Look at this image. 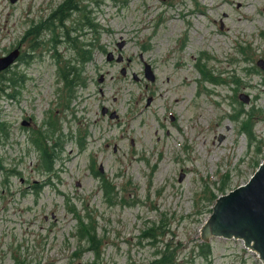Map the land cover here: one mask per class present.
Returning <instances> with one entry per match:
<instances>
[{
    "label": "rangeland",
    "instance_id": "obj_1",
    "mask_svg": "<svg viewBox=\"0 0 264 264\" xmlns=\"http://www.w3.org/2000/svg\"><path fill=\"white\" fill-rule=\"evenodd\" d=\"M64 1L0 0V57L20 50L0 79H23L0 92V264H149L166 245L185 264H264L241 239L202 235L214 197L264 160V0H72L45 28ZM66 61L82 79L69 106ZM50 115L61 154L36 193L30 135ZM86 215L98 256L78 234Z\"/></svg>",
    "mask_w": 264,
    "mask_h": 264
},
{
    "label": "trees",
    "instance_id": "obj_2",
    "mask_svg": "<svg viewBox=\"0 0 264 264\" xmlns=\"http://www.w3.org/2000/svg\"><path fill=\"white\" fill-rule=\"evenodd\" d=\"M78 9V6L76 3L72 0H65L64 3L59 6L55 11L46 19L45 21V28H50L51 24L54 22V17L58 21L63 22V19L68 15L71 10ZM43 25V23H42ZM66 35L68 38H71L69 33L66 32ZM74 40V39H73ZM86 50V49H85ZM84 54H88L87 51H84ZM81 65H84L86 61H80ZM203 70V69H202ZM202 73V72H201ZM59 74L62 77V80L64 82V86L66 88L67 92V101L66 105L69 106V102L71 98L74 96L75 86L82 82V79L79 77L80 75V66L72 64L71 61H66L63 66H60L59 68ZM203 78L208 80H214L218 81V76H215V78L208 77L207 72L205 71L203 73ZM23 79L19 80V77H16L15 75H12L11 73H5L2 75L0 79V92H4L11 98H15L17 92L15 91V94L9 93L11 88L15 87L18 88L20 86H23L22 83ZM224 81V79H221ZM13 91V90H12ZM51 118L52 115H50L47 119H45L44 124L39 127V129L34 130L33 135H30V140H32L33 146L37 153L39 154V161H40V169L43 173L47 175L46 180H44L40 185H34V189L36 193H38L44 186L50 184V176L57 172L56 164L60 158L61 154V137L57 134L61 132V127L57 124V122L53 121ZM1 124V123H0ZM2 124H4L2 122ZM4 129V126L2 127V130ZM246 132L248 133L251 140L255 138L252 132V128L247 129ZM79 143H81V136L79 138ZM264 159V158H263ZM263 161V160H262ZM261 160H257L256 168L260 166L262 163ZM97 174V172H96ZM108 182V181H107ZM107 182L103 185L105 188V192H112L109 191L110 187L107 186ZM109 183V182H108ZM111 187H115L111 183H109ZM224 190V189H222ZM227 191H222V193H226ZM218 196L216 195L214 199H217ZM87 216V215H86ZM88 221L84 222L83 226L80 227L78 230V234L81 240L87 241V250L93 251L96 256L100 253L98 246L101 242V239L99 238L97 227L95 226V221L90 223L89 221L92 220L91 216H87ZM146 236L153 237L155 236L154 228L151 227L146 232ZM200 246L202 248L201 254L205 257L212 254V245L209 242H203L200 243ZM149 264H185V262L178 261L177 256H174V252L171 250L169 245H166L165 249L157 250L155 252V258L150 261Z\"/></svg>",
    "mask_w": 264,
    "mask_h": 264
},
{
    "label": "water",
    "instance_id": "obj_3",
    "mask_svg": "<svg viewBox=\"0 0 264 264\" xmlns=\"http://www.w3.org/2000/svg\"><path fill=\"white\" fill-rule=\"evenodd\" d=\"M19 55L20 50L16 49L8 56L0 57V72L9 68ZM108 59H114L113 53H108ZM122 60V56L117 58V61ZM122 72L125 74V69ZM145 75L154 81V73L148 64ZM245 100L248 101L247 98ZM150 103L149 99L147 105ZM107 111V108L103 109L104 114ZM112 117L116 115L112 114ZM202 235L204 240L214 236L241 239L246 246L257 251L264 262V160L246 184L218 197L211 218L203 226Z\"/></svg>",
    "mask_w": 264,
    "mask_h": 264
}]
</instances>
